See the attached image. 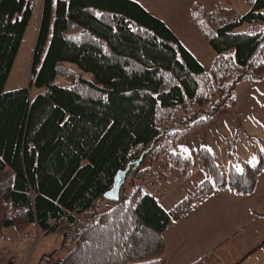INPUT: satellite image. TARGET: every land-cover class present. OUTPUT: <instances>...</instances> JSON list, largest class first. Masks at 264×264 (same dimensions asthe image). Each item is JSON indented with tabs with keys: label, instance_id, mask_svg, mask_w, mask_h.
I'll return each mask as SVG.
<instances>
[{
	"label": "trees",
	"instance_id": "obj_1",
	"mask_svg": "<svg viewBox=\"0 0 264 264\" xmlns=\"http://www.w3.org/2000/svg\"><path fill=\"white\" fill-rule=\"evenodd\" d=\"M246 1L245 14L195 7L193 24L215 52L207 71L135 0H42L30 79L42 90L32 98L28 88L4 90L32 3L0 0V237L37 224L74 242L62 264H166L164 232L174 220L215 190L252 194L264 147L256 163L238 157L228 170L208 147L173 149L179 124L208 122L235 103L242 80L264 78V0ZM220 88L226 95L211 102ZM155 138L144 160L162 158L163 179L187 178L197 167L208 177L169 210L140 187L129 199L106 200L117 172ZM191 264H221L220 246Z\"/></svg>",
	"mask_w": 264,
	"mask_h": 264
},
{
	"label": "rangeland",
	"instance_id": "obj_2",
	"mask_svg": "<svg viewBox=\"0 0 264 264\" xmlns=\"http://www.w3.org/2000/svg\"><path fill=\"white\" fill-rule=\"evenodd\" d=\"M135 1L162 19L207 71L213 65L215 52L206 37L193 24L192 15L195 7L213 13L234 9L245 14L250 10L246 0ZM31 3L32 14L4 90L7 92L28 88L31 97L34 98L42 90L30 83L42 15V0H31ZM200 19L205 20L204 14H201ZM67 65L79 71L76 64ZM88 75L84 73V76ZM57 81L69 85L62 76H58ZM225 95L226 88L217 89L211 96V102H219ZM234 98V104L222 106L206 123L194 127L179 124L178 129L184 133L173 149L182 153H192L201 147H208L219 157L225 170H228L232 162H238V157L256 163L264 147V78L242 80L234 91ZM162 163V158L154 164H150L149 158H145L141 169L151 166L147 176L138 178L127 175L120 190V197L129 199L134 190L140 187L145 193L154 194L161 200L160 203L169 209L194 192L208 177L204 169L197 167L187 178L167 176L163 179L160 176ZM219 190H215L206 198L209 206L223 207L224 203L231 201L228 193ZM258 190V195L251 199L256 207L254 212L251 211V215L244 213L236 217L234 213L239 207H233V211L231 208H225L219 213L217 217L219 226L214 225L212 233L217 230L214 227H217L220 233L210 245H213V248L220 246L221 264H264V246H259L264 241V172L260 175ZM240 204L247 203L244 201ZM3 246L10 249L16 264H51L54 259L63 261L74 246V242L65 241L63 234L60 233H45L32 224L26 234L19 233L15 227L7 228L0 237V247ZM50 258L53 259L49 261Z\"/></svg>",
	"mask_w": 264,
	"mask_h": 264
},
{
	"label": "crops",
	"instance_id": "obj_3",
	"mask_svg": "<svg viewBox=\"0 0 264 264\" xmlns=\"http://www.w3.org/2000/svg\"><path fill=\"white\" fill-rule=\"evenodd\" d=\"M263 172L264 170L260 175ZM260 175L258 176L256 189L252 194L240 195L233 189L224 188L219 191L228 193L231 199L230 202L227 201L228 203H224L225 206H209L206 202L207 196L205 199L195 203L193 207L181 217L174 220L164 232L166 264H191L193 261L210 251L213 248V245L210 244L214 242L215 237L220 233L217 228L219 226L217 217L223 209L231 208L233 211V207H239L234 213L236 217H240L244 215V213L245 215H251V211L254 212L256 209L255 204L251 199L259 193L258 185L260 183ZM159 201L161 200L159 199ZM244 201L247 204L241 205L240 203ZM161 205L167 210L173 208L171 207L168 209L163 204ZM34 225L39 228L37 224ZM214 225H217V227H214L217 230L212 233V227ZM205 233L207 234L205 235ZM207 246L209 247L207 248ZM259 246H264V241L260 243ZM11 258L14 257L12 256L10 249L5 246L0 247V264H16L15 258L13 263L10 262ZM51 259L53 258H50L49 261ZM56 261H59L60 264L63 262L60 260ZM51 264L54 263L52 262Z\"/></svg>",
	"mask_w": 264,
	"mask_h": 264
},
{
	"label": "water",
	"instance_id": "obj_4",
	"mask_svg": "<svg viewBox=\"0 0 264 264\" xmlns=\"http://www.w3.org/2000/svg\"><path fill=\"white\" fill-rule=\"evenodd\" d=\"M164 132L165 130H163L162 133ZM155 141L156 138L152 141L151 145L141 153V155L137 159L130 161L124 168L120 169L117 172L112 187L103 194L106 200L119 201L121 199L120 190L126 180L127 175L134 176L135 172L143 163L145 154H147L152 149L155 144Z\"/></svg>",
	"mask_w": 264,
	"mask_h": 264
},
{
	"label": "built area",
	"instance_id": "obj_5",
	"mask_svg": "<svg viewBox=\"0 0 264 264\" xmlns=\"http://www.w3.org/2000/svg\"><path fill=\"white\" fill-rule=\"evenodd\" d=\"M10 262L13 263V262H14V258H11V259H10ZM52 262H53L54 264H60L59 261L56 262L55 260H52ZM0 263H1V262H0Z\"/></svg>",
	"mask_w": 264,
	"mask_h": 264
}]
</instances>
